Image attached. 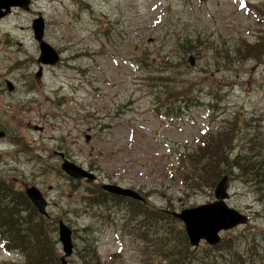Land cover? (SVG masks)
Returning a JSON list of instances; mask_svg holds the SVG:
<instances>
[{
    "label": "rangeland",
    "instance_id": "1",
    "mask_svg": "<svg viewBox=\"0 0 264 264\" xmlns=\"http://www.w3.org/2000/svg\"><path fill=\"white\" fill-rule=\"evenodd\" d=\"M29 5L0 18V206L28 221L41 216L25 195L37 187L58 261L59 221L71 229L68 264H167V256L177 264H264V182L253 183L264 173V0ZM39 16L43 41L59 56L54 64L38 61ZM208 131L229 137L221 144L226 170L187 186L185 173L203 177L209 162L185 153L216 155ZM236 155L248 158L244 170ZM64 159L94 180L69 177ZM223 175L227 204L250 218L220 231L218 244L190 245L172 213L214 201ZM102 183L132 188L144 201L112 196ZM139 208L158 215L140 217ZM0 264L27 261L0 239Z\"/></svg>",
    "mask_w": 264,
    "mask_h": 264
},
{
    "label": "water",
    "instance_id": "2",
    "mask_svg": "<svg viewBox=\"0 0 264 264\" xmlns=\"http://www.w3.org/2000/svg\"><path fill=\"white\" fill-rule=\"evenodd\" d=\"M29 4L30 0H0V18L7 15L14 6L27 10L29 9ZM44 27V22L40 16L33 20V35L41 50L38 61L46 64H54L57 62L59 56L52 47L43 41ZM47 51L50 54H47ZM48 55H51V58ZM192 60L193 58L190 57L191 64L193 63ZM37 74L39 75V72ZM8 85L9 89L12 90V85ZM60 156L63 155L60 153ZM61 168L72 179L85 178L86 180H94L95 178L92 172L66 159H64ZM102 189L115 195L127 196L140 201L144 200L136 190L125 188L117 184L103 183ZM227 189L228 176L223 175L215 186L214 201L172 213L173 216L179 218L184 223L185 232L190 245L195 246L200 240H204L210 245L218 244L221 240L219 236L220 231L231 229L238 224H245L248 222V216L246 214L227 205L225 201L229 196ZM25 195L40 214L48 217L46 212L47 200L37 187H27L25 189ZM71 233V229L60 220L58 224V239L62 244L63 250V255L60 257L61 264H68L66 257L71 255L73 250Z\"/></svg>",
    "mask_w": 264,
    "mask_h": 264
},
{
    "label": "trees",
    "instance_id": "3",
    "mask_svg": "<svg viewBox=\"0 0 264 264\" xmlns=\"http://www.w3.org/2000/svg\"><path fill=\"white\" fill-rule=\"evenodd\" d=\"M190 44L184 42V48L189 49ZM178 96V94H177ZM174 109V107H172ZM172 109V111H173ZM225 131V130H224ZM224 131L220 132L215 139L212 131L207 132V138L205 139L214 149L216 155L211 154V156L203 155L201 157H194L191 152H186V158H189L193 161H199L200 159H205L209 162L208 167H203L204 176L201 177L199 174L185 173L186 175V185L187 186H201L194 182L195 179L198 181H204L205 176L211 170L215 169V178H218L223 174L226 168L220 166L221 164L227 163V159L221 149V144L225 141V144L228 142L229 137H226ZM264 140V139H262ZM236 166L239 170H244V166L247 165L248 158L242 157L241 155H236L234 157ZM250 160V158H249ZM219 161V162H218ZM178 165L176 167V170ZM254 172V171H253ZM255 173V172H254ZM264 173L260 174V177L253 176V183L263 184L264 182ZM263 175V176H262ZM201 177V178H200ZM257 178V180H255ZM183 182V179H182ZM214 182V181H213ZM212 182V184H213ZM262 189V188H261ZM27 203H28V199ZM29 207L31 205L28 203ZM140 207L142 205L140 204ZM13 206L7 205L5 207L0 206V239L3 243V248L5 250H14L18 249L21 254L25 257L27 264H60L58 261V255L56 249H54L53 244L50 242L49 237H47V232L45 229V223L41 216H36L30 221L26 220L25 217L20 215L14 216L12 210ZM139 216L143 217L146 213L149 217L157 216L158 213L153 211L152 213L147 210H141L139 208ZM161 214V212H159ZM25 219V220H24ZM34 221V223H32ZM26 224V226H25ZM144 226L138 229V235L141 238L148 236L146 229H142ZM8 247V248H7ZM18 247V248H14ZM172 251V250H171ZM171 255V253H169ZM167 264H177V259H171L170 256H167Z\"/></svg>",
    "mask_w": 264,
    "mask_h": 264
},
{
    "label": "flooded vegetation",
    "instance_id": "4",
    "mask_svg": "<svg viewBox=\"0 0 264 264\" xmlns=\"http://www.w3.org/2000/svg\"><path fill=\"white\" fill-rule=\"evenodd\" d=\"M119 197H121V198H128V197H123V196H119Z\"/></svg>",
    "mask_w": 264,
    "mask_h": 264
}]
</instances>
